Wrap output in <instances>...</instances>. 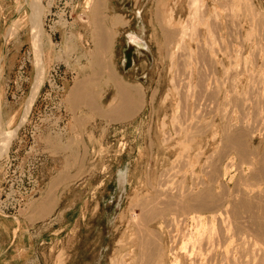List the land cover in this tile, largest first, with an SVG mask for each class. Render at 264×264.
I'll return each mask as SVG.
<instances>
[{"label":"rangeland","instance_id":"1","mask_svg":"<svg viewBox=\"0 0 264 264\" xmlns=\"http://www.w3.org/2000/svg\"><path fill=\"white\" fill-rule=\"evenodd\" d=\"M32 1L0 0V133L18 124L40 54L44 70L0 158V215L19 218L41 197L57 174L49 162L59 160V140L80 151L78 169L57 211L35 226L57 222L34 244L39 264H231L225 258L238 254L214 244L220 230L264 228L255 190L264 189V0H41V46ZM141 27L146 52L127 38ZM94 32L107 39L97 43ZM113 79L130 92L127 117L114 113L124 94ZM201 192L206 203L190 201ZM16 255L5 251L4 262L21 264Z\"/></svg>","mask_w":264,"mask_h":264},{"label":"bare ground","instance_id":"2","mask_svg":"<svg viewBox=\"0 0 264 264\" xmlns=\"http://www.w3.org/2000/svg\"><path fill=\"white\" fill-rule=\"evenodd\" d=\"M32 3H33V5H32V7H33V24H34V27L37 29V28H39V20H40V17L43 15V8L44 7H42V5H41V0H33L32 1ZM98 10V9H97ZM97 12V11H96ZM232 12V11H231ZM232 14V13H231ZM234 14H236L235 12H234ZM98 16V15H97ZM232 16H234V15H232ZM95 19V18H94ZM94 19H93V21H94ZM97 19H98V17H97ZM96 20V19H95ZM156 20H158V19H156ZM100 21V20H99ZM169 21V20H168ZM96 22H98V20L96 21ZM101 22V21H100ZM161 23V22H160ZM193 23V22H192ZM98 24H100V23H98ZM97 24V25H98ZM102 24V23H101ZM168 24V23H167ZM96 26V25H95ZM161 26V25H160ZM169 26V25H168ZM173 26V25H172ZM196 28V27H195ZM164 29V28H163ZM182 29V28H181ZM180 29V30H181ZM198 29V28H197ZM96 30V29H95ZM183 30V29H182ZM101 31L102 30H100L98 33H101ZM184 31H186L185 29H184ZM195 31V30H194ZM104 32V31H103ZM181 32V31H180ZM33 33H34V31H33ZM95 33V32H94ZM98 33H95V34H98ZM106 33H107V31H106ZM182 33H183V31H182ZM186 33V32H185ZM184 33V34H185ZM145 31H144V27H141L140 29H139V32H134V33H130V34H128L127 35V38L129 39V42H130V44H132V45H134V46H136V47H138V48H140V49H142V50H144L145 52L146 51H149L148 49L150 48V46H149V44L146 42V40H145ZM166 34V33H165ZM167 34H168V32H167ZM188 34V33H187ZM104 35H105V38H103V36H99V34H98V36H97V39H96V41H97V43L101 40L102 42H103V40L105 41L107 38H106V34L104 33ZM172 35V34H171ZM189 35V34H188ZM170 36V35H169ZM181 36V35H180ZM186 35H184V37H185ZM107 37H109V36H107ZM168 37V36H167ZM99 38V39H98ZM186 38V37H185ZM184 38V39H185ZM169 39V38H168ZM182 41H183V39H181ZM33 41H35V42H37L36 40H34L33 39ZM43 41H44V43H45V41H46V39L45 38H43ZM101 41L99 42V43H101ZM108 41V40H107ZM110 41V40H109ZM102 44V43H101ZM100 44V45H101ZM99 44H97V46H98ZM99 45V46H100ZM37 46V45H36ZM96 46V47H97ZM102 46V45H101ZM99 48V47H98ZM105 48V47H104ZM99 49H101V48H99ZM97 50V52H98V49H96ZM103 51V50H102ZM99 53V52H98ZM97 54V53H96ZM39 75H41V77L39 76V78H38V80L35 82V84L32 86V95H31V99H30V101H29V104H28V106H26V108H25V115H27L28 113H29V110L31 109V106H32V103H33V101H34V99H36L37 98V95H38V92H39V88H40V85L42 84V81H43V79H42V74H44V70L43 69H41L40 71H39ZM109 73V72H108ZM113 81H114V79H113ZM114 83L116 84V88L118 89V91L123 95L124 94V96H120V98L121 97H123V101L124 102H122L121 103V106H119L118 108L116 107V110H115V112L114 113H116V118L119 116H124V117H127V116H129V115H131V113L134 111V106L132 107L131 105H130V103H128L127 101L129 100V98L127 97V92H129L128 90H127V92H126V94L124 93L125 92V90L124 89H122V87L118 84V81L116 82V80L114 81ZM76 88H78V87H76ZM126 88V87H125ZM77 90V89H76ZM129 94H130V92H129ZM120 95V94H119ZM39 97V96H38ZM129 97H134V96H129ZM137 97V96H136ZM134 100V99H133ZM136 100V99H135ZM137 101V100H136ZM27 103V102H26ZM26 105V104H25ZM137 109H135V111H136ZM110 113V112H109ZM108 113V114H109ZM104 116V115H103ZM109 116H111V114L109 115ZM260 115H258V117H259ZM26 117V116H25ZM118 117V118H119ZM261 117V116H260ZM26 119V118H25ZM238 136V135H237ZM14 137H15V129L13 130V131H10V132H5V133H0V158H2V156L4 155V154H6L8 151H9V149H10V144L12 143V140L14 139ZM226 144L227 145H229V146H231V147H233V148H235V149H237V150H241V145H242V141H241V139L239 138V137H236L235 135H231V134H228L227 135V137H226ZM243 149V148H242ZM261 153H263V156L261 157V160H260V164L262 165V167H261V171H260V176H261V180H262V182H263V184H264V148H263V150H262V152ZM184 156V155H183ZM122 177H123V174H122V176H121V183L123 184V181H122ZM175 186V185H174ZM161 187V186H160ZM167 187V186H166ZM165 187V188H166ZM260 187V186H259ZM171 188H173V187H171ZM257 188H258V186H257ZM178 189V188H177ZM255 189V188H254ZM254 189H252V190H254ZM172 190V189H171ZM252 190H250L252 193H254ZM256 191L258 190L259 191V194L260 195H264V189L262 190H260V189H255ZM166 191V190H165ZM165 191H163V192H165ZM169 193V191H168V189H167V191H166V193ZM173 193V192H172ZM251 193V194H252ZM256 193V192H255ZM170 194H171V192H170ZM207 195L208 194H206V192H201V193H197V195L195 196V198L194 199H190V201L192 202V201H194V202H196V203H206V201H207ZM157 196V195H156ZM160 196V195H159ZM175 196V195H174ZM173 197V196H172ZM156 198V197H155ZM161 198V197H160ZM164 199V198H163ZM159 200V199H158ZM166 200V199H165ZM173 200H174V198H173ZM164 201V200H163ZM147 202V201H146ZM149 202H151V201H149ZM153 202V201H152ZM157 202V201H156ZM169 202V201H168ZM148 203V202H147ZM176 203V202H175ZM145 204V203H144ZM155 204V203H154ZM169 204V203H168ZM146 206H147V204H146ZM170 206V205H169ZM152 207H153V204H152ZM156 207V206H155ZM165 207V206H164ZM141 208V207H140ZM146 208V207H145ZM148 208V207H147ZM146 208V212L145 213H147V212H149V213H147L148 214V216H154L155 215V213L157 212V210H156V212H155V210H153V208L152 209H150L149 211H147L148 209ZM149 208H151V207H149ZM46 209V208H45ZM44 209V210H45ZM156 209V208H155ZM169 209H170V207H169ZM158 210H160L161 211V208L160 209H158ZM167 210V209H166ZM171 210V209H170ZM172 210H174V209H172ZM168 211V210H167ZM172 212V211H171ZM145 213H144V211H143V214L145 215ZM168 213H170V212H168ZM157 214V213H156ZM161 214V213H160ZM167 214V213H166ZM166 214H165V216H166ZM175 214V213H174ZM143 215V216H144ZM164 215V214H163ZM146 216V215H145ZM159 216V215H158ZM157 216V217H158ZM167 216H168V214H167ZM176 216V215H175ZM148 218V217H147ZM146 217H144L143 219H147ZM150 218V217H149ZM148 218V219H149ZM152 218V217H151ZM150 218V219H151ZM156 218V217H155ZM162 218H163V216H162ZM166 218V217H165ZM135 219V218H134ZM141 220V223L140 224H142V221L143 222H145V223H147V226H148V222L149 221H144V220ZM149 219V220H150ZM167 219V218H166ZM177 219V218H176ZM138 220V219H137ZM162 220V219H161ZM154 221V220H153ZM152 221V222H153ZM171 221V220H170ZM176 221V220H175ZM178 221V220H177ZM220 221L221 222H223V218L222 217H220ZM134 222H135V220H134ZM168 222V221H167ZM172 222V221H171ZM137 224L139 223V222H136ZM166 224V223H165ZM177 224V223H176ZM139 225V224H138ZM137 225V226H138ZM145 225V224H144ZM171 225V224H170ZM173 225V224H172ZM178 225V224H177ZM135 226V225H134ZM147 226H146V228H147ZM175 226V225H174ZM140 227V226H139ZM138 227V228H139ZM141 227H142V225H141ZM143 227H145V226H143ZM142 227V228H143ZM170 227V226H169ZM168 227V228H169ZM177 227V226H176ZM180 227H182V225L180 226ZM184 227V226H183ZM182 227V229H184ZM142 228H140V229H142ZM139 229V234H141L142 233V230L143 229H145V228H143L142 230H140ZM173 229V228H172ZM148 230V229H147ZM147 230H145L146 231V235H149L147 232L149 231H147ZM181 230V229H180ZM188 230V229H187ZM254 231H252V230H250V229H240L239 230V233L235 236V235H232L231 233H230V230L229 229H221L220 230V234H219V237H220V239L218 238L217 240H214L215 242H214V244H217L218 245V247H224L225 246V254H228L229 252H231L230 251V249H229V247H232L231 249H233L234 250V252H236L237 254H238V258H233V259H231V260H229L228 258H225L224 257V254H223V257L225 258V259H227V262L228 263H231V264H264V242H263V240H264V228H263V226H260V228L259 229H257V231H255V229H253ZM137 231V230H136ZM144 231V232H145ZM152 231V230H151ZM174 230H172V232H173ZM179 231V230H178ZM143 232V233H144ZM154 232H156V231H154ZM170 232H171V230H170ZM171 232V233H172ZM142 233V234H143ZM182 233V232H181ZM145 234V233H144ZM143 234V235H144ZM151 234V233H150ZM157 234V233H156ZM179 234V233H178ZM178 234L176 235V236H178ZM146 235L144 236V237H146ZM170 235H172V234H170ZM138 236V235H137ZM142 236V235H141ZM151 236V235H150ZM156 236H159V235H156ZM183 236V235H182ZM143 237V238H144ZM148 237V236H147ZM146 237V238H147ZM155 237V236H154ZM150 238V237H149ZM148 238V239H149ZM171 238H172V236H171ZM170 238V239H171ZM177 238V237H176ZM182 238V237H181ZM135 239V238H134ZM139 239V238H138ZM154 239V238H153ZM153 239H152V241H153ZM169 239V240H170ZM172 239H174V238H172ZM207 239H209V238H207ZM206 238L203 240V242L205 241V240H207ZM223 239V240H222ZM144 240V239H143ZM147 240V239H146ZM159 240V239H158ZM181 240V239H180ZM184 240V239H183ZM222 240V241H221ZM141 241V240H140ZM149 241V240H148ZM161 241V240H160ZM173 241V240H172ZM178 241V240H177ZM202 241V240H201ZM143 242V241H142ZM159 242V241H158ZM179 242L180 241H178V244H179ZM183 242V241H182ZM202 242V243H203ZM208 242V241H207ZM206 242V243H207ZM211 242V241H210ZM210 242H208V243H210ZM154 243H155V240H154ZM154 243H152V244H154ZM157 243V242H156ZM162 243V242H161ZM201 243V244H202ZM223 243V244H222ZM257 243H260L261 244V246H257ZM134 244V243H133ZM147 244H148V242H147ZM147 244H145L146 246L145 247H147L148 245ZM150 244V243H149ZM158 244V243H157ZM161 245V244H160ZM203 245H204V243H203ZM210 245V244H209ZM208 245V246H209ZM221 245V246H220ZM154 246H155V244H154ZM171 246H173V245H171ZM215 246V245H214ZM213 246V242H212V248L214 247ZM133 247V246H132ZM150 247V246H149ZM148 247V248H149ZM182 247V246H181ZM207 247V246H206ZM209 247H211V245L209 246ZM217 247V246H216ZM173 248H174V246H173ZM176 248V247H175ZM186 248V247H185ZM208 248V247H207ZM140 249V248H139ZM144 249V248H143ZM153 250H155V249H153ZM158 250V249H157ZM173 250V249H172ZM132 251V250H131ZM144 251H145V249H144ZM143 251V252H144ZM150 251V250H149ZM175 251V250H174ZM148 252V251H147ZM158 252H159V250H158ZM181 252V251H180ZM182 252H183V248H182ZM144 253H146V251L144 252ZM143 253V254H144ZM151 253V252H150ZM154 253V252H153ZM187 253V256L185 255ZM186 253L184 254V256H186V258L188 257L189 258V256H188V252L186 251ZM195 253V252H194ZM194 253H192L191 254V252H190V254H191V256H193V255H195ZM175 254V253H174ZM200 254V253H199ZM198 254V256H200ZM205 255H206V253H204ZM203 254V255H204ZM212 254V253H211ZM126 255H128V254H126ZM149 255V254H148ZM171 255V254H170ZM173 255V254H172ZM175 255H177V254H175ZM207 255H209L208 253H207ZM229 255H230V253H229ZM143 256V255H142ZM147 256V255H146ZM152 256V255H151ZM151 256H150V258H151ZM154 256H156V255H154ZM166 256V255H165ZM183 256V257H184ZM228 256V255H227ZM140 257V256H139ZM149 257V256H148ZM158 257V256H157ZM205 257H207V256H205ZM229 257V256H228ZM232 256H230L229 258H231ZM142 258V257H141ZM145 258V257H144ZM187 258V260L186 261H188V263H189V261H191L192 259L191 258H193V257H190V259L191 260H189ZM194 258L196 259V256H194ZM210 258H211V256H210ZM209 258V256H208V259L207 260H209L210 259ZM136 259V258H135ZM146 259V258H145ZM159 259V258H158ZM185 259V258H184ZM195 259H193L194 261L193 262H195L196 260ZM213 259V258H212ZM133 260V259H132ZM154 260V259H153ZM177 260V259H176ZM175 260V261H176ZM206 260V259H205ZM214 260V259H213ZM222 261V260H221ZM231 261V262H230ZM134 262V261H133ZM141 262V261H140ZM154 262V261H153ZM174 262V261H173ZM179 262H181V261H179ZM206 262V261H205ZM210 262V261H209ZM224 262V261H223ZM123 264H124V261L122 262ZM144 263V262H143ZM158 263V262H157ZM183 263H186V262H183ZM201 263V262H200ZM199 263V260L198 261H196L195 263H193V264H200ZM207 263H208V261H207ZM140 264V263H139ZM145 264H146V262H145ZM152 264V263H151ZM178 264V263H177ZM190 264V263H189ZM191 264H192V261H191ZM202 264V263H201Z\"/></svg>","mask_w":264,"mask_h":264},{"label":"crops","instance_id":"3","mask_svg":"<svg viewBox=\"0 0 264 264\" xmlns=\"http://www.w3.org/2000/svg\"><path fill=\"white\" fill-rule=\"evenodd\" d=\"M55 142H58V146L60 142L59 148L53 150L59 160H50L49 163L54 165L57 174L52 178L48 188L43 190L41 197L29 203L19 218H4L0 215V264H14L11 260L4 262L5 251L16 252L17 255L13 259H18L21 264H39L38 253L34 244L42 245L44 242L41 239L45 236L47 230L52 231L55 229L57 222L49 226L39 227V229H35V226L57 211L59 207L58 194L70 184L73 170L78 169L77 166L74 167L73 158L80 154V151L72 148L70 150L64 149L63 141L56 140ZM4 234L9 236L5 251Z\"/></svg>","mask_w":264,"mask_h":264},{"label":"water","instance_id":"4","mask_svg":"<svg viewBox=\"0 0 264 264\" xmlns=\"http://www.w3.org/2000/svg\"><path fill=\"white\" fill-rule=\"evenodd\" d=\"M41 5H42V3H41ZM43 7V6H42ZM37 31H38V33H39V35H40V38H39V36H38V38H39V45L41 46V35H42V16L40 17V20H39V28H37ZM41 69H43V63H42V54H40L39 55V58H38V66H37V69H36V76H35V81H34V84H35V82L38 80V78H39V76L41 77V75H39L40 73H39V71L41 70ZM33 84V85H34ZM32 89H31V91H30V95H29V100H28V102L26 103V106H28V104H29V101H30V99H31V95H32ZM26 106H25V108H26ZM30 111V110H29ZM26 116V117H25ZM25 118H27V115H25V109L23 110V112H22V115H21V117H20V119H19V122H18V124L16 125V127H15V137L17 136V134H18V132H19V130L22 128V126H23V123H24V121L26 120ZM14 137V138H15ZM14 140V139H13ZM13 142V141H12ZM12 144V143H11ZM11 144H10V146H11Z\"/></svg>","mask_w":264,"mask_h":264},{"label":"built area","instance_id":"5","mask_svg":"<svg viewBox=\"0 0 264 264\" xmlns=\"http://www.w3.org/2000/svg\"><path fill=\"white\" fill-rule=\"evenodd\" d=\"M52 84H53V82H52ZM54 88L55 89H58V90H60V91H62L61 89V87L60 86H57V85H55L54 86ZM23 189H21V191H22ZM28 192H26V191H22V194H23V196L21 197V201H24L25 200V195L27 194ZM17 198H19V196H17ZM18 200V199H17ZM13 208H15V207H13Z\"/></svg>","mask_w":264,"mask_h":264}]
</instances>
